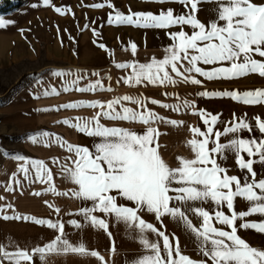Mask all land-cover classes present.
<instances>
[{
    "label": "snow or ice",
    "instance_id": "1",
    "mask_svg": "<svg viewBox=\"0 0 264 264\" xmlns=\"http://www.w3.org/2000/svg\"><path fill=\"white\" fill-rule=\"evenodd\" d=\"M51 2L43 0L45 6ZM155 2L177 3L182 11L168 7L156 13L129 11L125 14L116 10L114 15H108L109 25L164 30L171 41L164 47L162 57L154 55L144 62L132 59L116 63L115 67L124 73L117 84L123 83L139 93L140 86L167 90L180 84L201 86L204 80L234 79L247 74L264 77V0H216V16L207 22L197 15L198 4L205 0ZM108 6L114 7L110 3ZM91 7L104 5L96 3ZM55 11L64 13L69 9L55 7ZM12 23L0 18V28ZM93 31L99 35L95 29ZM99 47L106 46L100 43ZM130 51L135 56L137 45L134 42ZM52 75L68 78L63 92L114 90L111 84L105 87L102 78L80 86V81L88 80L87 74L80 72L57 70ZM92 75L99 77V73ZM107 79L111 80V76ZM42 94L58 95L59 92L52 87ZM163 95L173 96L174 93L165 91ZM195 95L229 97L245 105H264V89L197 90ZM149 104L172 113H191L203 122V129L195 124L187 125L189 137L185 144L190 155H178L174 162L165 159L159 140L167 133L161 131V126L177 128L187 122L161 114ZM55 107L56 110L83 107L95 110L92 116L77 117L75 122L60 121L89 138V144L72 143L48 131H38L28 137L33 144H55L66 151L63 159L54 157L52 164L58 170L55 174L71 187L67 191L58 189L53 169L45 159L15 154L12 158L19 162L18 167L11 173L5 190L12 192L14 185H21L22 174L30 184L47 185L44 194L70 196L81 206L66 212L69 218L65 220L61 218V207L48 200L43 203L53 209L55 219L19 213L12 203L0 204V217L4 220L31 221L53 231V237L47 242L32 246L21 247L11 241L0 243V264H33L34 257H38L41 264H47L48 255L61 253L91 256L100 264H109L100 251L89 249L82 237L73 241L66 226L77 230L91 227L111 240L110 224L123 225L142 249L128 264H264V249L250 245L238 234V229H254L264 234V220L245 219L256 214L264 216V174L258 178L254 169L256 163L264 168V118L255 116L253 124L246 114L241 117L233 114L232 121L220 130L216 127L220 114L200 108L195 99L178 95L174 103H164L143 94H124L107 100H77ZM244 131L250 134L257 131L259 135L246 137L241 135ZM221 137L230 138L222 143ZM229 154L234 157L241 176L229 174V169L223 166ZM237 198L247 202L246 210H237ZM3 199L0 196V200ZM9 209L13 210L12 215L7 214ZM189 213L197 218L198 225L193 223ZM166 217L182 223L193 233L201 258L182 252L179 237L167 232ZM115 251L113 241L111 252Z\"/></svg>",
    "mask_w": 264,
    "mask_h": 264
},
{
    "label": "crops",
    "instance_id": "2",
    "mask_svg": "<svg viewBox=\"0 0 264 264\" xmlns=\"http://www.w3.org/2000/svg\"><path fill=\"white\" fill-rule=\"evenodd\" d=\"M100 3L102 8H93L91 5ZM114 7L110 8L108 4ZM35 5V6H34ZM55 7L69 9L64 13H57ZM172 7L177 12L182 11L181 5L177 3L160 4L155 0H52L51 5L45 6L43 0H18L16 6L7 12L0 14V18L11 20L14 23L0 28V70L12 72L13 78L9 80L12 84L24 79L22 85L15 92H8L0 97V114L4 140L2 147L8 142V146H17V153L6 154L1 150L0 156V204L12 203L15 211L36 215L38 218L55 219L53 209H50L44 200L59 205L62 209L61 218L67 220L65 214L81 206L79 201L70 196L57 197L50 193L44 194L43 189L47 186L41 183H29L23 179L21 174V185H14V191L5 190L11 180V173L17 170L18 161L12 157L15 154L26 155L31 158L45 159L52 167L54 179L59 190L67 191L71 185L62 180L55 173L58 171L52 164L54 157L63 159L66 151L58 145L47 146L45 144H33L28 137L38 131H48L61 135L65 140L72 143L89 144L91 141L83 134L60 123L64 119L76 121L77 117H90L94 114L93 109L83 107L79 109L56 110L55 106L77 100L111 99L116 95L143 94L150 98L161 99L164 103H174L175 97L195 99L200 108H204L213 114H220L217 128L220 130L228 122L232 121L233 114L241 117L246 114L248 120L254 124V117L259 115L264 118V105H245L229 97L202 98L195 95L197 90L224 91L264 89V77L258 74H247L234 79H217L213 81L204 80L201 86H190L180 84L174 89L169 87L140 86V92L129 86L116 81L124 75L123 71L116 68V63L132 59L144 62L152 56L162 57L163 49L171 41L164 30L144 29L131 25H109L107 23L109 13L114 15L116 10L128 14L129 11H153L158 12L161 8ZM218 7L216 0H205L199 3L198 18L203 22L214 19L215 9ZM88 27L85 28L84 25ZM96 33H94V30ZM172 30H178L173 28ZM187 30V29H186ZM137 45L135 56L130 51L131 43ZM105 44V48L99 44ZM255 58L261 59L256 56ZM63 70L73 73L87 74L88 80L80 81L84 86L88 81L102 78L105 87L109 84L114 89L111 92L98 91L95 93H81L73 89L63 92L62 88L67 77H56L53 71ZM99 73V77L92 75ZM111 76V80L107 77ZM202 80L204 78H201ZM55 87L59 94L44 96L45 89ZM165 91L173 92V96L163 95ZM161 114L169 115L171 118L184 119L187 124L182 127L161 126V131L167 135L160 137L162 145L160 151L165 159L174 162L178 155L188 156L190 151L185 144L189 137L188 124L204 127L203 122L191 113H172L170 110L152 106ZM50 109L43 111V109ZM127 125V122H124ZM243 136L259 135L257 131L248 133L244 131ZM230 137H221L225 142ZM245 158L247 156L245 155ZM255 159V158H253ZM223 166L229 169V174L241 176L234 163V157L229 154ZM254 169L264 174V168L259 163L254 164ZM35 192H41L36 196ZM237 210H246L247 202L242 198L236 200ZM9 209L7 214L12 215ZM194 224L198 225L195 216L189 213ZM80 219L79 217H72ZM245 219L260 221L264 216L252 215ZM82 222V221H81ZM167 232H174L179 237L182 252L193 257L201 258L197 250V241L193 233L186 230L182 223L171 218H164ZM66 230L73 241L83 238L89 249L100 251L109 264H128L134 257L142 253L140 245L133 239L132 235L125 231L123 225L110 224L112 232L111 240L103 233L97 232L91 227L83 230L66 226ZM167 234V233H166ZM238 234L250 245L264 249V234L254 229H238ZM53 237V231L46 226L36 225L31 221L4 220L0 217V243L15 242L21 247L32 246L37 243L47 242ZM115 242V253L111 252L112 242ZM7 264V262H5ZM33 264H41L38 257H34ZM47 264H100L95 257L81 256L79 254H50L47 256Z\"/></svg>",
    "mask_w": 264,
    "mask_h": 264
},
{
    "label": "rangeland",
    "instance_id": "3",
    "mask_svg": "<svg viewBox=\"0 0 264 264\" xmlns=\"http://www.w3.org/2000/svg\"><path fill=\"white\" fill-rule=\"evenodd\" d=\"M18 0H0V14L3 13V11L1 10V7H8L10 4H15L17 5ZM12 72L8 71V70H0V97H2L3 95L7 94L8 92H15L18 90V88L22 85V83L24 82L22 79H20L17 83H14L11 85V83L9 82V80L11 78H13ZM3 131H2V124H1V114H0V156L1 154V150L3 149V152L6 154H10L11 152H15L17 153L18 149L17 146L15 145L10 147L8 146V142L7 144H5V147H2L3 145V141L4 140V135H3ZM1 160V159H0Z\"/></svg>",
    "mask_w": 264,
    "mask_h": 264
},
{
    "label": "trees",
    "instance_id": "4",
    "mask_svg": "<svg viewBox=\"0 0 264 264\" xmlns=\"http://www.w3.org/2000/svg\"><path fill=\"white\" fill-rule=\"evenodd\" d=\"M14 6H16L15 4H10L8 7H1V10L3 11V12H7V11H9L10 9H12Z\"/></svg>",
    "mask_w": 264,
    "mask_h": 264
}]
</instances>
